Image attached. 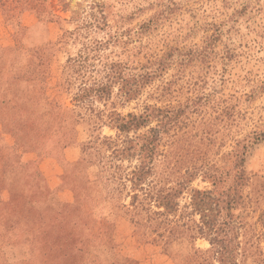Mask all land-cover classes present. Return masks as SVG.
Returning a JSON list of instances; mask_svg holds the SVG:
<instances>
[{
  "label": "rangeland",
  "instance_id": "obj_1",
  "mask_svg": "<svg viewBox=\"0 0 264 264\" xmlns=\"http://www.w3.org/2000/svg\"><path fill=\"white\" fill-rule=\"evenodd\" d=\"M117 69L147 76L137 97L73 101ZM146 105L171 123L144 187L192 175L152 225L164 210L132 202L136 152L115 160L118 189L98 163L111 150H85L156 127L109 123ZM192 190L210 193L197 210ZM212 225L231 264H264V0H0V264H220Z\"/></svg>",
  "mask_w": 264,
  "mask_h": 264
},
{
  "label": "trees",
  "instance_id": "obj_2",
  "mask_svg": "<svg viewBox=\"0 0 264 264\" xmlns=\"http://www.w3.org/2000/svg\"><path fill=\"white\" fill-rule=\"evenodd\" d=\"M124 77V74L119 69L110 70L104 82L94 83L91 87L81 84L77 88L73 101L77 103L78 106L80 104L87 106L90 103L89 100L91 98L108 101L114 84L119 86L118 95L121 100L129 101L134 99L139 95V82L147 76H140L139 79H125ZM169 116L168 112H163L148 105L144 106L143 112L139 115L129 113L126 117H122L120 114L113 111L109 114V123L122 134H127L131 131L136 132L140 128L147 126L154 119L159 122V124H157L156 127L150 128L145 134L136 135L133 136L132 139L128 138L125 141H122L120 145H118L117 141H111L110 138H104V140L101 141L97 147V142H89V146H86L85 149L90 150L94 148L96 154L98 155L102 148L111 150V154L109 156H99L100 158L98 159V163L99 165L101 164V168L108 173L109 180L115 183L118 186V189L126 187L123 181L125 176L121 167L115 164V160L117 158L122 159L123 157L130 155L129 153L131 152H136L133 154L138 155L140 159L139 164L134 166L129 174H127V176L129 175L128 181L131 184V190L134 192L131 195L132 202L134 205H138V203L153 202L156 203L158 207H162L164 210L160 212L150 211L147 217V222L150 225H152L150 215L159 217L164 216L166 218L165 221H168V214L170 212H176L178 207L177 198L181 195L182 191L186 189L188 182L187 179L192 176L189 172H187L183 177L184 179L166 189L157 188V185L154 184V180H151L146 188L143 185L149 177L153 175L155 167L154 157L159 152V143L162 140V135L167 134V125L171 123ZM136 146L138 147L137 149H135ZM206 171L208 172L202 173L204 179H210L214 185L220 182V176L217 177L214 170ZM192 193L190 204L195 210L199 207L198 204H202L205 198L210 195L209 192H200L196 190H192ZM234 197L235 196H233V198L228 197V199L235 201ZM186 224V222H183L180 226L185 227ZM204 226L208 227L207 224L203 223V227L199 226V231H204ZM171 230L172 229L169 230L170 235L172 234ZM218 231L219 230L214 228L213 225L207 231L209 235L212 236L210 238V243L214 249L213 253L220 264H231V260H229L228 257L229 253L227 255L225 253L226 249L224 242H220L221 239H218ZM71 232H73V230ZM65 234L68 233L65 232L59 237L63 238ZM63 246L66 248L67 243L64 242ZM63 250L65 249L62 248L61 251Z\"/></svg>",
  "mask_w": 264,
  "mask_h": 264
}]
</instances>
